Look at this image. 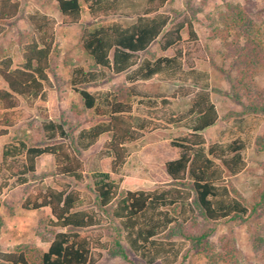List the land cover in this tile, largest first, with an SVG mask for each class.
Returning <instances> with one entry per match:
<instances>
[{"label": "trees", "instance_id": "1", "mask_svg": "<svg viewBox=\"0 0 264 264\" xmlns=\"http://www.w3.org/2000/svg\"><path fill=\"white\" fill-rule=\"evenodd\" d=\"M174 1L44 0L26 13L18 63L0 43L4 82L0 136L25 122L26 129L42 140L32 143L17 134L2 146L0 234L4 226L1 189L11 180L27 191L20 204L23 209H49V215L40 217L33 228L38 241L0 248V264H96L104 254L129 260L127 250L146 264H173L190 252L206 264L237 261L239 253L230 237L223 235L216 245L211 236L224 220H250L258 227L264 220V182L245 198L227 179L246 168L248 142L238 134L245 126L241 116L226 115L216 140L210 141L204 133L221 116L211 97L210 71L195 65L191 56L198 49L195 22L202 5L177 9L170 7ZM51 3L62 25L78 24L84 14L97 23L82 30L77 43L82 57L61 54L58 20L46 11ZM21 12L18 0H0V35ZM205 16L222 59L231 61L230 97L242 105V115L264 114V91L257 92L255 83L264 65V11L255 12L247 0L224 2ZM120 18L129 20L124 23ZM151 80L177 85L169 93L153 91L147 88ZM99 84L104 85L90 89ZM66 87L78 94L79 101H70L57 118H34L21 106L22 97L33 95L45 101L49 89L64 92ZM178 98L189 102L181 111L173 105ZM193 114L198 118L191 130L169 141L177 154L163 163L171 184L152 189L122 187L128 143L145 133L169 129ZM100 137L111 152L110 171L116 180L95 184L92 205L77 208L80 191L71 183L83 181L81 153ZM254 152L264 153V135L255 137ZM43 155L52 157L51 173L70 182H57L59 188L49 183L30 188L28 180ZM261 165L264 168V162ZM255 241L262 243L264 238Z\"/></svg>", "mask_w": 264, "mask_h": 264}, {"label": "rangeland", "instance_id": "2", "mask_svg": "<svg viewBox=\"0 0 264 264\" xmlns=\"http://www.w3.org/2000/svg\"><path fill=\"white\" fill-rule=\"evenodd\" d=\"M22 12L14 23L5 25L4 32L0 35V43L3 44L11 53L15 63L21 60V41L20 31L27 27L26 13L38 7L44 0H18ZM247 0H175L170 7L184 9L186 6L195 7L202 5V11L198 12L195 22L196 31L199 37L198 49L192 53V60L195 65L210 71L211 97L216 103L220 120L204 131L210 141L216 140L218 131L224 126L223 119L228 114L241 116L245 121L243 131L238 132L240 136L246 139L248 146L244 151L246 168L238 175L227 176L239 192L245 197L250 198L258 185L264 182V168L261 163L264 162V153L255 154L254 139L258 135H264V114H246L242 115V105L236 103L229 95L230 79L233 76L230 59L223 60L219 53V43L213 38L209 20L205 14L214 10L215 7L224 2H245ZM253 3L255 12L264 11V0H250ZM52 4V3H51ZM48 5L46 11L55 16L58 20L56 25V39L59 42L61 54H67L73 57H82L77 45L79 37L85 26L89 29L94 28L97 23L92 21L84 14L83 21L78 24L62 25L58 10L52 5ZM127 23L128 18H120ZM264 31V24H263ZM264 36V35H263ZM186 37V33H184ZM264 38V37H263ZM155 48V47H153ZM64 73L66 69L62 68V62H58ZM256 91H264V65L260 66L255 77ZM104 84L92 86L90 89H98ZM177 82L151 80L147 83L150 90H162L171 92ZM4 86L0 78V87ZM79 101L77 93L66 87L64 92L49 89L45 101L38 96H27L21 98V106L28 110L34 118L49 119L57 118L59 112L66 107L70 101ZM247 100H244L246 103ZM177 109H184L188 105V98H180L174 102ZM198 115L193 114L181 123L172 125L169 129L155 130L145 133L137 141L128 143L129 157L125 165V177L122 181V187L127 189H152L159 185H169L171 180L166 174L163 163L166 160L177 156L176 149L169 145V141L177 136L183 135L197 121ZM17 134L27 136L32 143L41 142V138L32 134L26 129L25 122H22L9 130V134L0 136V185L4 183L5 171L1 166L2 146L11 141ZM104 137L89 149L82 151L84 179L81 183L71 185L80 191V201L77 208H85L92 205L95 193L93 187L95 184L103 181H115L116 177L110 171L111 152L103 146ZM53 160L50 155H43L39 161L35 174L29 178L30 188L37 184L49 183L59 188L57 182H70L68 179L53 175ZM129 176V179L126 176ZM27 191L22 185L15 184L13 180L1 189V198L3 206L1 216L4 220V226L0 234V248L12 249L19 242L29 240L38 241L34 235L33 228L36 226L40 217L49 215V209L40 210L23 209L20 204ZM226 235L233 241L239 255L237 261L233 264H261L264 259V241L257 243L258 237L264 238V220L259 222L258 227L255 222L250 220L245 223H237L231 220H224L218 223L216 231L211 236L214 244L218 245L220 238ZM173 239L177 237L173 236ZM46 248V244H40ZM219 248V247H218ZM129 260H125L118 255L104 254L96 264H146L141 258L127 250ZM153 264H164L156 262ZM173 264H206L205 259L198 254L190 252L185 258L178 259ZM222 264V263H220ZM232 264V263H231Z\"/></svg>", "mask_w": 264, "mask_h": 264}, {"label": "crops", "instance_id": "3", "mask_svg": "<svg viewBox=\"0 0 264 264\" xmlns=\"http://www.w3.org/2000/svg\"><path fill=\"white\" fill-rule=\"evenodd\" d=\"M160 91H162V90H160ZM179 99H180V98L174 100V102L177 101V100H179ZM174 102H173V105H174ZM188 104H189V102H188ZM187 106H188V105H187ZM187 106H186V107H187ZM174 107H175V105H174ZM186 107H185V108H186ZM175 108H176V107H175ZM185 108H184V109H185ZM176 109H177V108H176ZM177 110H180V111H181V110H183V109H177ZM126 178L129 179V176L127 175Z\"/></svg>", "mask_w": 264, "mask_h": 264}]
</instances>
